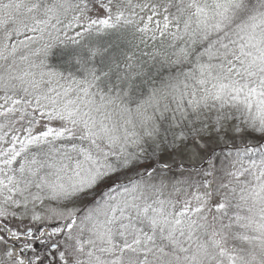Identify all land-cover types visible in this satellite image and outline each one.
Wrapping results in <instances>:
<instances>
[{
	"label": "snow or ice",
	"instance_id": "snow-or-ice-1",
	"mask_svg": "<svg viewBox=\"0 0 264 264\" xmlns=\"http://www.w3.org/2000/svg\"><path fill=\"white\" fill-rule=\"evenodd\" d=\"M41 206L56 259L0 220V264H264V0H0V217Z\"/></svg>",
	"mask_w": 264,
	"mask_h": 264
},
{
	"label": "rangeland",
	"instance_id": "rangeland-1",
	"mask_svg": "<svg viewBox=\"0 0 264 264\" xmlns=\"http://www.w3.org/2000/svg\"><path fill=\"white\" fill-rule=\"evenodd\" d=\"M59 58H57L58 61ZM245 138H237L236 134L233 133L225 137H218L215 139H210L206 144V151H202L199 156L195 155H184V154H169L164 157V163H170L175 166V173L173 175L179 174L182 176L185 171H188L191 176L193 173L198 174L202 170L209 168L211 165L217 163V157L227 153L231 154L233 151H239L241 147L245 146ZM227 156H225V159ZM159 159V157H158ZM207 159V163H206ZM222 163V162H221ZM41 211L45 213V218L42 220H36L35 214L31 216H21V217H8L2 218L7 223H11L12 228H19L21 231L28 233L31 229H34L37 232V237H31L25 235L20 239H17L15 236L11 237V244L9 247H17V253L23 254L24 246L27 243H35L36 248L28 256H36L37 252L47 260L49 256L52 257V260H55V253L58 251L54 249L52 245L61 241L63 234L61 236L54 235V228L61 225L59 220H54L49 217L48 209L41 206ZM4 225H0L2 227ZM51 228L52 233H46L45 229ZM9 234H11V229H8Z\"/></svg>",
	"mask_w": 264,
	"mask_h": 264
},
{
	"label": "flooded vegetation",
	"instance_id": "flooded-vegetation-1",
	"mask_svg": "<svg viewBox=\"0 0 264 264\" xmlns=\"http://www.w3.org/2000/svg\"><path fill=\"white\" fill-rule=\"evenodd\" d=\"M32 252V251H31ZM31 252H29V253H31Z\"/></svg>",
	"mask_w": 264,
	"mask_h": 264
}]
</instances>
